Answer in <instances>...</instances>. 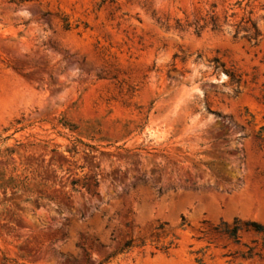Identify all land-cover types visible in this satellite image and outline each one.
Instances as JSON below:
<instances>
[{"label":"rangeland","instance_id":"rangeland-1","mask_svg":"<svg viewBox=\"0 0 264 264\" xmlns=\"http://www.w3.org/2000/svg\"><path fill=\"white\" fill-rule=\"evenodd\" d=\"M262 125L264 0H0V264H264Z\"/></svg>","mask_w":264,"mask_h":264},{"label":"trees","instance_id":"trees-1","mask_svg":"<svg viewBox=\"0 0 264 264\" xmlns=\"http://www.w3.org/2000/svg\"><path fill=\"white\" fill-rule=\"evenodd\" d=\"M244 24L245 25H243L241 28L237 27L235 35L239 32V30L242 29L245 32L244 37L248 41H254V44L257 43L260 33H259V30L255 22H253L251 19H247L244 22ZM68 27H69L68 23H65L64 28L67 29ZM219 66L224 68L223 64H220ZM215 68H217V66H215ZM223 70L224 72H226L227 76L230 78V80L233 83L239 84V82L241 81V77L239 74H236L233 70H227V69H223ZM255 137L260 139L261 141H264V125L259 127V129L255 133ZM13 154H14V149L11 147H6L3 149V151H0V157L10 156L11 159H13L12 158ZM14 171H15V167H12L11 172H14ZM71 185L72 187H74L76 185V181H72ZM82 187H84V185H82ZM0 190H2L3 193H6L7 190L13 193H16L19 190H28V186H27L25 178L18 179L13 175H9L5 178V174L3 173V171H0ZM86 190L88 191L87 187H86ZM244 228L245 230H250L257 234H261L262 239L264 240V226L263 225L257 222L251 221V222H245ZM238 230H239V226L237 224V221H234L231 227H227L226 225H223L220 232L225 234L227 237L232 238L233 240H236ZM124 246H130L129 242H126Z\"/></svg>","mask_w":264,"mask_h":264}]
</instances>
